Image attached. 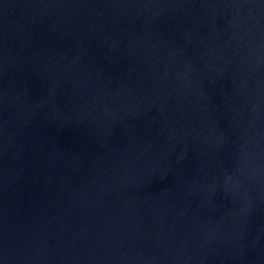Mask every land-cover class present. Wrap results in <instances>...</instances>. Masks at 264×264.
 <instances>
[{
	"label": "water",
	"instance_id": "obj_1",
	"mask_svg": "<svg viewBox=\"0 0 264 264\" xmlns=\"http://www.w3.org/2000/svg\"><path fill=\"white\" fill-rule=\"evenodd\" d=\"M0 264H264V0H0Z\"/></svg>",
	"mask_w": 264,
	"mask_h": 264
}]
</instances>
